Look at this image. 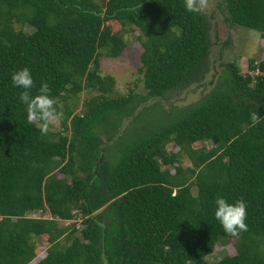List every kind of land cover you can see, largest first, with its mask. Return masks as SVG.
I'll return each instance as SVG.
<instances>
[{
    "label": "trees",
    "instance_id": "obj_1",
    "mask_svg": "<svg viewBox=\"0 0 264 264\" xmlns=\"http://www.w3.org/2000/svg\"><path fill=\"white\" fill-rule=\"evenodd\" d=\"M219 6L228 27L264 35V0ZM134 31L143 96L99 74L98 57L118 56ZM209 51L208 18L184 0H0V264H264V61L247 58L244 73L224 62L189 104L138 108L201 83ZM23 67L32 94L44 81L56 101L96 94L42 135L10 79ZM217 196L246 203L239 237L215 218ZM229 241L233 254L207 259Z\"/></svg>",
    "mask_w": 264,
    "mask_h": 264
},
{
    "label": "rangeland",
    "instance_id": "obj_2",
    "mask_svg": "<svg viewBox=\"0 0 264 264\" xmlns=\"http://www.w3.org/2000/svg\"><path fill=\"white\" fill-rule=\"evenodd\" d=\"M101 6L106 0H95ZM220 0H208V7L202 13L208 18L209 21V38H210V51L208 55V67L209 71L204 75L201 83H193L183 89H177L164 96L150 97L144 100H140L138 108L141 106L152 105L160 107L161 109L168 110L171 106H182L196 101L208 91V83L214 81L216 74L223 67V63L226 61L235 60L237 68L240 73L246 71L247 58L252 57L260 59L263 57L264 35H260L259 32L241 27L233 26L228 27L223 19V13L219 6ZM107 24V23H106ZM112 31L118 28L115 22L110 23ZM18 28V26H15ZM25 31H28V27H22ZM134 32H129L123 35L126 41V46L116 57H107L101 54L98 57L99 74H108L112 76L114 80V89L118 94H126L128 90H131L132 94L145 95V91L141 84V75L137 72L139 67V54L141 52L140 45L134 39ZM96 94L95 90L83 88L74 97H69L65 100L59 99L56 101L58 111L62 112L64 105H71L75 103L73 109L74 113L81 112L82 105ZM128 119L122 120V125H125ZM51 130H58L59 123L54 127H50ZM205 145L209 146V142H196L194 146ZM167 150H176V146L172 143L166 145ZM183 165H188L187 158L183 157ZM31 216H37L32 214ZM79 218H75L74 221L78 223ZM63 225H66V221H61ZM35 249L41 253L47 246L48 242L46 237L42 235L37 240H34ZM225 251L228 254H233L232 242L229 241L226 245H215L213 252L207 256L208 260H216ZM41 253L40 255H42Z\"/></svg>",
    "mask_w": 264,
    "mask_h": 264
},
{
    "label": "clouds",
    "instance_id": "obj_3",
    "mask_svg": "<svg viewBox=\"0 0 264 264\" xmlns=\"http://www.w3.org/2000/svg\"><path fill=\"white\" fill-rule=\"evenodd\" d=\"M208 7V0H184V8L191 14H200ZM12 85L22 89L19 100L25 105L26 118L29 124H34L42 135L49 133L50 127H54L63 118V113L57 111L56 100L50 95L51 89L47 81L39 86L37 93L30 91L34 82L27 67H23L11 73ZM253 126L261 122L262 116L253 111L249 114ZM214 216L221 224L224 232L231 237H239L242 232L248 230L246 224L247 207L242 199L229 203L225 198L217 196L215 201Z\"/></svg>",
    "mask_w": 264,
    "mask_h": 264
},
{
    "label": "built area",
    "instance_id": "obj_4",
    "mask_svg": "<svg viewBox=\"0 0 264 264\" xmlns=\"http://www.w3.org/2000/svg\"><path fill=\"white\" fill-rule=\"evenodd\" d=\"M262 52H263V57H260V59H262L264 61V46H263ZM256 72H254V73H256ZM263 75H264V72H263Z\"/></svg>",
    "mask_w": 264,
    "mask_h": 264
}]
</instances>
